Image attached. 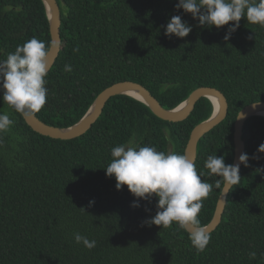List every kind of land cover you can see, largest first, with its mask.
Segmentation results:
<instances>
[{
	"label": "trees",
	"instance_id": "16d2710c",
	"mask_svg": "<svg viewBox=\"0 0 264 264\" xmlns=\"http://www.w3.org/2000/svg\"><path fill=\"white\" fill-rule=\"evenodd\" d=\"M58 2L62 49L46 77V104L37 116L50 125L72 126L104 89L125 80L145 85L169 109L199 87H216L228 99V115L201 139L195 163L214 185L218 177L206 175L207 156L222 155L226 165L234 164L239 112L264 101V27L242 17L225 41L233 22L220 29L200 27L191 14L175 9L178 0ZM174 15L192 25L187 37L163 34L161 26ZM32 37L52 44L43 0H0V60ZM65 64L71 72L63 71ZM213 109L204 97L186 120L172 122L144 102L118 95L84 135L55 139L36 132L0 96V113L15 121L0 133V264H264V172L256 171L264 168V154L257 153L264 117L245 124L249 167L243 165L222 223L203 252L175 223L142 226L156 214L157 199L133 208L136 198L127 186L117 190L105 173L111 148L128 141L164 152L172 143L176 153L185 154L193 129ZM221 193L213 186L204 199L201 225L212 221ZM76 232L95 240L96 247L76 244ZM250 252H256L254 259Z\"/></svg>",
	"mask_w": 264,
	"mask_h": 264
},
{
	"label": "clouds",
	"instance_id": "9594fccd",
	"mask_svg": "<svg viewBox=\"0 0 264 264\" xmlns=\"http://www.w3.org/2000/svg\"><path fill=\"white\" fill-rule=\"evenodd\" d=\"M174 7L191 14L200 27L211 29L215 26L220 29L233 22L223 37L225 41L230 40L240 27L242 17L249 24L264 27V0H178ZM161 27L169 39L173 36L185 38L192 31V25L181 15L171 16ZM248 38L253 37L250 35ZM53 46L51 43L46 46L44 41L32 37L17 45L6 59L0 60V96L14 112L27 117L40 112L45 106L49 53ZM63 71L71 72L72 66L65 64ZM14 123L8 114L0 113V133L7 132ZM257 153L264 154V143L259 145ZM110 154L111 161L104 167L106 176L115 179L117 190L127 186L136 198L131 207L139 208L141 200L151 203L153 198L157 199L156 214L145 219L142 226L169 228L175 223L188 233L197 252H203L211 239L206 226L201 225L198 219L204 199L212 192L213 186L222 189L224 194L239 185L240 166L249 167L250 159L248 154L242 153L237 163L226 165L224 156L208 155L204 163V168L208 170L206 175L218 177L213 185L203 179L205 173H198L193 159L184 153L158 151L154 146H139L128 141L112 147ZM252 158L260 157L254 154ZM256 171L264 172V168ZM93 203L90 201L89 205ZM73 239L89 250L96 247L95 240H89L79 232L73 234ZM256 255V252H250L249 258L254 259Z\"/></svg>",
	"mask_w": 264,
	"mask_h": 264
},
{
	"label": "water",
	"instance_id": "95a60500",
	"mask_svg": "<svg viewBox=\"0 0 264 264\" xmlns=\"http://www.w3.org/2000/svg\"><path fill=\"white\" fill-rule=\"evenodd\" d=\"M43 2L45 3L50 19L52 45H54L49 53V64L51 70L55 65L62 49V11L58 0H43ZM118 95L132 96L135 99L147 104L154 112V114L158 117L172 122H180L186 120L191 115L197 103L202 98L206 97L210 99L214 106L213 112L208 119L202 121L193 129L185 150V154L189 155L190 158L193 159L194 163H196L198 159V148L201 139L215 127H217L221 122H223L226 119L229 111V103L226 95L220 89L213 86H202L195 89L184 102H182L175 108L169 109L164 107L161 104L160 100L156 96H154L145 85L136 81L125 80L116 82L104 89L97 96L86 114L72 126L59 127L50 125L41 120L37 116V114L27 117L24 116V118L36 132L42 135L49 136L55 139H75L84 135L92 128V126L98 121V119L104 112L108 101L112 97ZM216 102L218 103V105ZM239 114L240 117H237L235 123L234 164L238 162V157L240 156V154L246 153V142L244 139L245 124L251 117H264V101L253 102L245 106L239 112ZM174 149V145L172 143L169 144L168 152L175 151ZM242 167L243 165L241 164L240 172ZM230 192L231 191L223 194L222 191L217 203L214 217L209 224L205 225L206 230L209 234L214 232L222 223Z\"/></svg>",
	"mask_w": 264,
	"mask_h": 264
},
{
	"label": "bare ground",
	"instance_id": "6f19581e",
	"mask_svg": "<svg viewBox=\"0 0 264 264\" xmlns=\"http://www.w3.org/2000/svg\"><path fill=\"white\" fill-rule=\"evenodd\" d=\"M217 103V102H216ZM217 105H218V103H217Z\"/></svg>",
	"mask_w": 264,
	"mask_h": 264
}]
</instances>
